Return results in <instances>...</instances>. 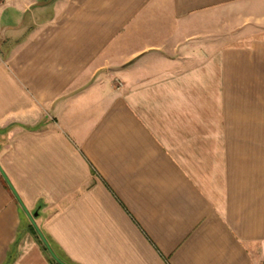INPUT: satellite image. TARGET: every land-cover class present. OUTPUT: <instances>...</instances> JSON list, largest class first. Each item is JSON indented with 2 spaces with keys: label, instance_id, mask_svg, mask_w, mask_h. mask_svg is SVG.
<instances>
[{
  "label": "crops",
  "instance_id": "0c3cea01",
  "mask_svg": "<svg viewBox=\"0 0 264 264\" xmlns=\"http://www.w3.org/2000/svg\"><path fill=\"white\" fill-rule=\"evenodd\" d=\"M36 232L60 264H264V0L1 1L0 264H54Z\"/></svg>",
  "mask_w": 264,
  "mask_h": 264
},
{
  "label": "trees",
  "instance_id": "16d2710c",
  "mask_svg": "<svg viewBox=\"0 0 264 264\" xmlns=\"http://www.w3.org/2000/svg\"><path fill=\"white\" fill-rule=\"evenodd\" d=\"M36 236H37L38 242L42 245L43 249H44L45 251H47V246H46V244H45L43 238L40 237L39 234H38L37 232H36ZM41 238H42V239H41ZM44 238H46V237L44 236ZM52 261H53L54 264H60V263H58L57 261H55V260H53V259H52ZM60 261H62V260H60ZM63 263H65V262H63Z\"/></svg>",
  "mask_w": 264,
  "mask_h": 264
},
{
  "label": "water",
  "instance_id": "95a60500",
  "mask_svg": "<svg viewBox=\"0 0 264 264\" xmlns=\"http://www.w3.org/2000/svg\"><path fill=\"white\" fill-rule=\"evenodd\" d=\"M42 238H43V237H42ZM43 240H44L46 246L48 247V249H49V251H50L52 257H53L56 261H58V262L60 263V261L58 260V258H57L56 255L54 254V252L51 250V248H50V246L48 245V243L46 242V240H45L44 238H43ZM61 264H63V263H61Z\"/></svg>",
  "mask_w": 264,
  "mask_h": 264
},
{
  "label": "built area",
  "instance_id": "2783aa9c",
  "mask_svg": "<svg viewBox=\"0 0 264 264\" xmlns=\"http://www.w3.org/2000/svg\"><path fill=\"white\" fill-rule=\"evenodd\" d=\"M2 0H0V3H1Z\"/></svg>",
  "mask_w": 264,
  "mask_h": 264
}]
</instances>
